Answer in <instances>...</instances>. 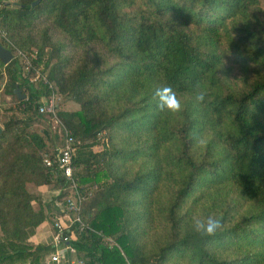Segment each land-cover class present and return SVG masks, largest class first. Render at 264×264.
<instances>
[{
    "label": "trees",
    "instance_id": "trees-1",
    "mask_svg": "<svg viewBox=\"0 0 264 264\" xmlns=\"http://www.w3.org/2000/svg\"><path fill=\"white\" fill-rule=\"evenodd\" d=\"M37 1L0 0V44L48 72L36 86L22 58L3 64L16 102L0 123V264H45L54 251L31 238L67 192L47 201L29 187L65 185L45 163L49 133L31 131L53 92L75 180L91 192L83 213L96 232L78 234L79 258L264 264V0ZM164 86L181 112L157 108ZM209 215L222 228L201 237L192 218Z\"/></svg>",
    "mask_w": 264,
    "mask_h": 264
},
{
    "label": "built area",
    "instance_id": "built-area-1",
    "mask_svg": "<svg viewBox=\"0 0 264 264\" xmlns=\"http://www.w3.org/2000/svg\"><path fill=\"white\" fill-rule=\"evenodd\" d=\"M22 58L28 59V56L22 51H17ZM46 83L48 80L45 81ZM50 88L52 85L50 84ZM59 103L58 95L53 92L46 102L40 107V114L56 116ZM63 143L56 151L45 158L48 167H56L65 179V185L58 190L67 192L63 199V208L57 211L53 216V235L52 245L54 251L48 257V264H87L84 259L79 258L78 250L74 244L78 240V234L84 232H96L89 225L84 215V206L91 192H85L78 186L74 177V154L75 138L64 129ZM111 246H117V243L109 239Z\"/></svg>",
    "mask_w": 264,
    "mask_h": 264
},
{
    "label": "rangeland",
    "instance_id": "rangeland-1",
    "mask_svg": "<svg viewBox=\"0 0 264 264\" xmlns=\"http://www.w3.org/2000/svg\"><path fill=\"white\" fill-rule=\"evenodd\" d=\"M13 1V0H12ZM4 39V37L1 35L0 36V40ZM8 40V37L6 39V41ZM6 44V43H5ZM7 46L4 45V47L10 49L11 47L13 48V46L15 45L10 39H9V44H6ZM11 50V49H10ZM15 52H13L14 58L16 57H20L17 56L18 53L16 50H14ZM28 56V59H26L25 57L22 58V62L24 63L25 67L27 70H31L34 69L35 70V75L31 77V81L35 83L36 86L39 85L40 81L45 82L47 80L48 77V72L42 70V68H37L34 66L33 60L36 59V54H31L28 55L27 53H25ZM5 66L1 63L0 61V123L3 124V122L5 121L4 116L7 115L8 112V108L14 104L16 102V99L14 97L11 96H6L5 95V85H6V81H5ZM59 97V96H58ZM59 100H61V98L59 97ZM68 107L70 108H74V105H69ZM41 118L35 120L32 123V127H31V131L37 132V133H42L43 131H47L49 133V142L47 145V149L45 150V155H51L53 154L56 149L63 143V134H64V127L61 124V122L57 119V117L55 116H51V115H47V114H40ZM44 133V132H43ZM28 150H30V147L27 148ZM30 189L35 192V193H41L43 195V198L47 201L50 200L51 197H53L51 195V192H48V189H50V187L46 186V187H42V189L47 190V191H43L40 190V187H37L33 184H31ZM55 191V189H54ZM56 191H58V189H56ZM53 199V198H52ZM56 212H53V216ZM53 216L52 219H49V221L53 224ZM48 221V222H49ZM109 242V241H108ZM110 244V242H109ZM111 246V244H110ZM50 257V255H49ZM48 264V258L46 260V263Z\"/></svg>",
    "mask_w": 264,
    "mask_h": 264
},
{
    "label": "clouds",
    "instance_id": "clouds-1",
    "mask_svg": "<svg viewBox=\"0 0 264 264\" xmlns=\"http://www.w3.org/2000/svg\"><path fill=\"white\" fill-rule=\"evenodd\" d=\"M206 92L196 85L194 93V100L197 105L205 102ZM154 99L157 101V108L161 112H168L172 114L179 113L183 110V104L177 93L169 86L159 87L154 92ZM197 144H203V140L196 137ZM193 231L201 237H213L218 230L222 228V222L219 218L209 215L206 218L193 216L192 218Z\"/></svg>",
    "mask_w": 264,
    "mask_h": 264
},
{
    "label": "crops",
    "instance_id": "crops-1",
    "mask_svg": "<svg viewBox=\"0 0 264 264\" xmlns=\"http://www.w3.org/2000/svg\"><path fill=\"white\" fill-rule=\"evenodd\" d=\"M2 63V62H1ZM3 64V63H2ZM44 132V131H43ZM40 133L41 135H44V133ZM45 139L47 141V144H48V140L49 138H47L45 136ZM40 190H43V191H47V190H44L42 189V187H40ZM48 192L50 193L51 192V195L53 197L50 198V200L52 198H54L55 196L58 195V191H54L53 188L50 187V189H48ZM53 214V213H52ZM52 214L50 216V219H52ZM52 235H53V228H52V223L49 221H47L46 223H44L43 225H41L37 231H36V234L31 238V242H33L34 244H38V243H41V242H48V241H51L52 240Z\"/></svg>",
    "mask_w": 264,
    "mask_h": 264
},
{
    "label": "water",
    "instance_id": "water-1",
    "mask_svg": "<svg viewBox=\"0 0 264 264\" xmlns=\"http://www.w3.org/2000/svg\"><path fill=\"white\" fill-rule=\"evenodd\" d=\"M40 0H38L37 2H39ZM36 3H34L33 5H35ZM14 59V55L13 52L8 49L5 48L3 45L0 44V61L4 64V65H8L12 60ZM15 93L17 94L19 99H24L26 98V95L23 94L22 89L21 88H17L15 90ZM3 126L0 124V136L3 134Z\"/></svg>",
    "mask_w": 264,
    "mask_h": 264
}]
</instances>
